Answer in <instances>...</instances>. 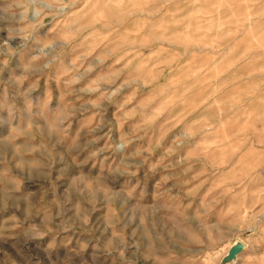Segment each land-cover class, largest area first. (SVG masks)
Returning a JSON list of instances; mask_svg holds the SVG:
<instances>
[{
    "label": "rangeland",
    "instance_id": "rangeland-1",
    "mask_svg": "<svg viewBox=\"0 0 264 264\" xmlns=\"http://www.w3.org/2000/svg\"><path fill=\"white\" fill-rule=\"evenodd\" d=\"M251 1L0 0V264H264Z\"/></svg>",
    "mask_w": 264,
    "mask_h": 264
},
{
    "label": "crops",
    "instance_id": "crops-1",
    "mask_svg": "<svg viewBox=\"0 0 264 264\" xmlns=\"http://www.w3.org/2000/svg\"><path fill=\"white\" fill-rule=\"evenodd\" d=\"M252 1H253V0H252ZM252 1H251V2H252ZM261 3H264V0H261Z\"/></svg>",
    "mask_w": 264,
    "mask_h": 264
}]
</instances>
